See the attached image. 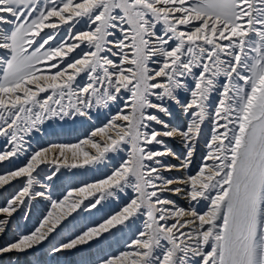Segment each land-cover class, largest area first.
<instances>
[{"label":"snow or ice","instance_id":"snow-or-ice-1","mask_svg":"<svg viewBox=\"0 0 264 264\" xmlns=\"http://www.w3.org/2000/svg\"><path fill=\"white\" fill-rule=\"evenodd\" d=\"M0 197V264H264V0H0Z\"/></svg>","mask_w":264,"mask_h":264},{"label":"rangeland","instance_id":"rangeland-1","mask_svg":"<svg viewBox=\"0 0 264 264\" xmlns=\"http://www.w3.org/2000/svg\"><path fill=\"white\" fill-rule=\"evenodd\" d=\"M81 135V132L79 130V128L71 130V131H66L65 134L63 135H56V136H51L46 138L44 141H42L43 143H47L48 139H54V140H74L76 138V136ZM0 200H2V197H0ZM15 230V229H14ZM29 259H35L33 257H30ZM61 260H63V258H61Z\"/></svg>","mask_w":264,"mask_h":264},{"label":"bare ground","instance_id":"bare-ground-1","mask_svg":"<svg viewBox=\"0 0 264 264\" xmlns=\"http://www.w3.org/2000/svg\"><path fill=\"white\" fill-rule=\"evenodd\" d=\"M173 199H178V197H173ZM179 202H180L181 204L184 203V201H182V200H180Z\"/></svg>","mask_w":264,"mask_h":264}]
</instances>
